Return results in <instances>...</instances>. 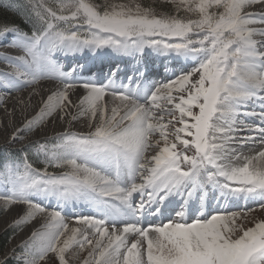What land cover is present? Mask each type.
I'll use <instances>...</instances> for the list:
<instances>
[{
	"label": "snow or ice",
	"instance_id": "6c2138e0",
	"mask_svg": "<svg viewBox=\"0 0 264 264\" xmlns=\"http://www.w3.org/2000/svg\"><path fill=\"white\" fill-rule=\"evenodd\" d=\"M0 11L17 52L0 56V107L41 97L0 158V209L20 208L13 228L39 222L16 264H264V0ZM49 124L64 127L29 139Z\"/></svg>",
	"mask_w": 264,
	"mask_h": 264
},
{
	"label": "bare ground",
	"instance_id": "6f19581e",
	"mask_svg": "<svg viewBox=\"0 0 264 264\" xmlns=\"http://www.w3.org/2000/svg\"><path fill=\"white\" fill-rule=\"evenodd\" d=\"M5 43H6V41H0V47L1 48L2 47H5L4 46ZM13 50H15V49H13ZM47 81L48 80L41 81V84L39 85L41 91H46V89L48 88V92H49V90L55 88V82L54 81H51V82H47ZM43 84H46V86H43ZM47 93H45V97H46ZM78 94H79V90L77 91L76 95H78ZM24 96L27 97L28 96V92H25L24 93ZM35 97H37V96H33L32 97V107L29 108V109H27L26 111H20V109L17 108L18 106L17 107L15 106V111H13V107L14 106L9 107V108H11L12 115L11 116L8 115V118L2 121V123H1L2 124V127H0L1 128L0 129V133H1L0 134V137L3 134H6L7 135V139L6 140L4 139L6 143L13 144L12 141H11V139H10L11 134H12L11 129L15 130L16 128L22 127L23 126V123L25 122L26 117L27 118L29 117L30 111L32 112L33 108L35 106H38L37 104H35V106H34V103H35L34 101H36ZM9 99H11V98H9ZM9 124H11L10 127H9ZM63 127H64V125H62V124H56V125L49 124V127L46 129V131L45 132H37L38 133L37 136H39L40 134H42V135L43 134H49V133L53 134V133L58 132L59 130H61ZM20 135L23 136L24 133H20ZM1 139L3 141V138H0V140ZM70 219L68 220L69 222L72 220V219L71 220ZM7 220H8L7 218H4L2 221H0V229L3 228V226L6 224ZM73 222H75V221L73 220L72 223H69L70 224V227L76 226L75 223L73 224ZM37 225L39 226V222L38 221H36V225L35 226L38 227Z\"/></svg>",
	"mask_w": 264,
	"mask_h": 264
},
{
	"label": "rangeland",
	"instance_id": "374dc122",
	"mask_svg": "<svg viewBox=\"0 0 264 264\" xmlns=\"http://www.w3.org/2000/svg\"><path fill=\"white\" fill-rule=\"evenodd\" d=\"M43 86H46V84H43ZM39 89H40V87H39ZM46 91L48 92V88L46 89ZM46 91H41V93H42V95L43 96H45V93H47ZM82 89L81 90H79V94L78 95H76V94H74L73 96H72V100H73V102L74 103H77L78 101V98H79V95L82 93ZM48 94V93H47ZM24 95V94H23ZM74 97V98H73ZM35 99H36V101H34L35 103H34V106H35V104H37L38 106H35L34 108H33V110H32V112L30 111V113H29V117L28 118H32V116L35 114V112L36 111H38V107H39V103H40V99H41V97L40 96H37V97H35ZM16 102H15V100L14 99H8V101H7V108H8V110L9 111H11V108H9V107H12V106H18L17 108H19L20 109V107H19V105H16L15 104ZM12 104V105H11ZM20 111H22L21 109H20ZM8 118V114L5 112V109H4V107H0V125H2L1 123H2V121L3 120H5V119H7ZM27 118V117H26ZM24 124V123H23ZM80 125H77V127H79ZM0 127H2V126H0ZM1 129V128H0ZM14 130L13 129H11V132H13ZM60 131V130H59ZM58 131V132H59ZM39 132V131H38ZM1 134V133H0ZM37 132H35V133H33V134H31L30 136H29V139H32V140H34V139H37V138H39V137H42V136H45V135H48V134H40L39 136H37ZM49 134H51V133H49ZM24 135H26L25 133H24ZM23 135V136H24ZM5 136V137H4ZM0 138H3V141H2V139L0 140V158H2V157H4V156H7L8 155V153H11V151L12 150H17V149H19L20 147H21V145L20 144H8V143H6L5 142V140L7 139V135L6 134H3ZM5 139V140H4ZM25 142V144L28 142L27 140H25L24 141ZM8 144V145H7ZM262 146L260 145V144H256L255 145V147H254V150H259L260 148H261ZM253 154H254V152H253ZM20 214V208H19V211H18V215ZM252 215H254V216H257V217H264V211H260V210H257L256 212H254V213H252ZM18 218V216L15 218V219H17ZM70 219V218H69ZM71 220V219H70ZM72 221L73 220H71L69 223H72ZM32 223H34V225H36V221L34 222H32ZM75 222H73V224H74ZM70 225V224H69ZM5 226V225H4ZM3 226V227H4ZM38 226V225H37ZM3 228H1L0 229V231L2 230ZM11 250V246H9L8 247V249H7V252H9ZM7 258H9L11 261H13L14 262V264H16V259H15V257L13 256V255H9V254H6V253H4V256L2 257V260H5V259H7ZM48 264H56V262L54 261V260H52V259H50L49 261H48ZM75 264H79V261H76L75 262Z\"/></svg>",
	"mask_w": 264,
	"mask_h": 264
},
{
	"label": "trees",
	"instance_id": "16d2710c",
	"mask_svg": "<svg viewBox=\"0 0 264 264\" xmlns=\"http://www.w3.org/2000/svg\"><path fill=\"white\" fill-rule=\"evenodd\" d=\"M148 3H153L154 0H147ZM5 17V13L0 11V19H3ZM8 19L14 21L16 24L20 25V27L27 30V25L22 22V19L12 16L11 14H8ZM37 166H42L38 164ZM2 213V210H0V214ZM16 228H9L5 231H3L0 234V264H14L13 261L10 259L2 260L1 256L4 253L6 246L10 243L12 237L17 233Z\"/></svg>",
	"mask_w": 264,
	"mask_h": 264
}]
</instances>
